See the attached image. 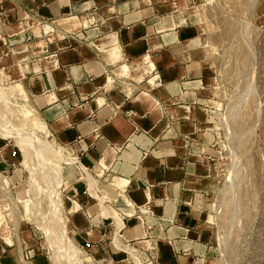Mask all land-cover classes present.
Returning a JSON list of instances; mask_svg holds the SVG:
<instances>
[{
	"label": "crops",
	"instance_id": "obj_1",
	"mask_svg": "<svg viewBox=\"0 0 264 264\" xmlns=\"http://www.w3.org/2000/svg\"><path fill=\"white\" fill-rule=\"evenodd\" d=\"M160 10L157 0H0V60L5 63L21 60L23 65L27 52L32 57L31 38L21 42L15 37L22 33L23 38L26 18L57 19L77 35L50 43L47 59L39 66L43 77L31 81L38 92L30 86L31 78L28 81L40 102L48 89L45 105L38 107L40 117L61 144L81 153L79 160L95 175V168L104 169L96 188L116 195L117 189L104 182L101 187L100 180L127 178L125 190L136 206L135 215L159 230L153 234L141 220L123 214L116 200L101 202L98 189L75 187L73 196L81 204L70 214L75 239L106 264L127 263L119 234L141 253L142 264H198L204 253L208 255L211 242L202 215L205 204L198 201L202 189L196 183L211 172L205 161L213 159L214 142L211 132L200 127L207 123L209 110L189 105L197 93L187 88L201 87L202 48L190 44L196 35L193 29ZM113 47L121 50V60H111L101 51ZM146 55L153 63L141 67L144 63H138ZM123 61L130 63L131 72H126L129 65ZM32 66L37 67L35 62ZM129 85L135 89L132 95L124 90ZM99 97L106 102L100 104ZM174 98L184 101L170 106L168 117L164 105ZM2 143L0 153L6 146ZM96 205L99 211L92 212ZM102 215L113 220L115 250L104 244L108 229L101 224ZM118 222H124L121 231ZM0 234V264H46L36 254L25 258L30 249L25 239L18 244V234L12 242L7 240L12 235L8 229L0 226ZM153 243L158 245V258L148 263Z\"/></svg>",
	"mask_w": 264,
	"mask_h": 264
},
{
	"label": "rangeland",
	"instance_id": "obj_2",
	"mask_svg": "<svg viewBox=\"0 0 264 264\" xmlns=\"http://www.w3.org/2000/svg\"><path fill=\"white\" fill-rule=\"evenodd\" d=\"M157 1L161 14L193 29L196 35L190 44L202 48L204 59L201 87L187 86L197 93L195 100L188 104L209 110L207 123L200 127L211 132L214 142L213 159L205 161L211 166V172L199 177L196 183L202 189L198 191V201L205 204L204 224L211 231L208 255L204 253L198 264H264V0ZM56 20L26 18L23 38L22 33L15 37L21 42L31 38L32 57L30 52L23 53V65L21 60L16 61L17 57L14 64L0 60V140L6 145L0 156L7 161L0 159V168L5 171L0 170V212L5 218L0 226L12 234L8 241L12 242L18 234V244L26 240L30 258L36 254L46 264H99L96 260L106 264L107 260L89 254L78 245L70 215L81 209L77 196H73L75 187L85 184L89 189L91 185L96 188L104 169L95 168V175L64 159L68 151L57 146V139L51 140L52 130L38 110L45 105L48 89L43 90L40 102L29 87L30 84L38 92L31 81L43 77L39 66L47 59L50 43L77 36ZM33 62L38 70L32 66ZM123 62L129 65L126 72H131L130 63ZM151 63L150 57L141 67ZM111 87L113 82L108 86ZM124 90L129 95L135 91L130 85ZM172 100L164 105L168 117L170 106L184 101ZM25 107L34 110L43 124L29 121L22 113ZM75 155L79 159L81 153L76 151ZM112 179L102 178L101 187L104 182V186L117 189V194L96 188L100 198L112 203L116 200L126 216L137 213L126 190L119 189ZM124 194L129 206L133 204L132 213L125 212V203H119V196ZM93 211L98 212L99 205ZM130 218L140 221L138 215ZM101 219L105 221L101 224L108 229L104 244L115 250L113 220L104 215ZM123 224L118 222L120 231ZM150 229L158 234L155 226ZM133 246L140 249L138 244ZM122 252L127 258L126 264H134L129 254ZM130 254L140 262L134 252Z\"/></svg>",
	"mask_w": 264,
	"mask_h": 264
},
{
	"label": "bare ground",
	"instance_id": "obj_3",
	"mask_svg": "<svg viewBox=\"0 0 264 264\" xmlns=\"http://www.w3.org/2000/svg\"><path fill=\"white\" fill-rule=\"evenodd\" d=\"M102 51L104 52V54L105 55H107V56H109L110 57V59L111 60H113V59H119L120 58V52H119V48L117 49V47H113V48H109V49H102ZM149 56L148 55H146L145 57H144V59H143V61H140L138 64L139 65H141V64H143V63H145V62H147V61H149ZM54 60H55V62H58L57 61V59L56 58H54ZM153 66H154V64H153ZM24 90V89H23ZM21 91V90H20ZM25 92V91H24ZM98 99V101H99V103L100 104H103L104 103V101H105V99L103 98V97H99V98H97ZM22 113H23V115H25V117L30 121H32L33 123H36V124H40V122L42 123V119L34 112V110H32L31 108H29V107H25L24 109H23V111H22ZM38 124V125H39ZM43 124V123H42ZM41 124V125H42ZM37 125V126H38ZM39 127V126H38ZM42 127H43V125H42ZM40 128H41V126H40ZM50 129V128H49ZM51 131V130H50ZM50 138L51 137H53V138H51V140H56V138L54 137V133L52 132L51 133V136H49ZM213 137V136H212ZM56 142H57V146H59V147H63V148H65L67 151H68V155L66 156V157H64V159H67V162L69 161H71V162H75L76 163V165L78 166V168L80 169V168H82V170H84L85 172H90V169H89V167L88 166H86V165H84L78 158H77V156L75 155V150L72 148V147H68V146H65V145H62L58 140H56ZM63 156V155H62ZM238 156V155H237ZM238 163L240 162V160H239V158H236L235 159ZM233 161V160H232ZM233 163H234V161H233ZM237 164V163H236ZM239 166H241L240 165V163H239ZM238 168V167H237ZM239 169V168H238ZM240 170V169H239ZM241 171V170H240ZM84 173H82V171H81V175H82V178L84 177V175H83ZM112 181L116 184V185H118L120 188L119 189H122L123 191L125 190V188H126V185H127V183H128V179H126V178H123V177H119V176H115L113 179H112ZM115 186V185H114ZM117 186V187H118ZM93 186L91 185L90 186V190L93 192L94 190H93ZM115 196V195H114ZM120 197H122V198H120ZM98 198L100 199V201H102V202H112V201H105V200H103V199H101L100 198V195L98 196ZM20 199V198H19ZM119 203H125V207H123V209L125 210V212L127 211L128 213H132L133 212V209L131 208V206L133 205V204H131V206H129V201H128V198L125 196V194L124 195H121V196H119ZM22 201V200H21ZM28 200H24V202H27ZM23 202V201H22ZM75 202V201H74ZM74 202L72 203V205L71 206H73L74 205ZM61 203V202H60ZM64 204V203H63ZM62 204V205H63ZM76 204V203H75ZM126 205H128V206H126ZM60 206H61V204H60ZM78 206V205H77ZM122 207V206H121ZM64 208V207H63ZM71 208V207H70ZM74 208V207H73ZM61 210H63L62 209V207H61ZM123 210V211H124ZM136 214V213H135ZM134 214V215H135ZM134 215H132V216H134ZM132 216H130V217H132ZM4 214L3 213H1L0 212V225H2V223L4 222ZM143 219V218H142ZM8 238H10V237H7V239ZM118 242H120L121 243V245H122V250H124V251H126L128 254H129V256H130V258L133 260V262H134V264H142V260H140V262L136 259V258H134V256H133V254L131 255L130 254V251L131 252H134L135 254H136V256L135 257H139L140 258V252L139 251H135V250H133L132 249V247H130V242H128V241H126L125 240V238H124V236L122 235V234H119V237H118ZM158 247V245H157V243H153L152 245H151V253L153 254V251H154V249H156ZM154 255H156V252L154 251ZM224 255V254H223ZM141 259V258H140ZM147 261H149L148 263H154L152 260L150 261L149 259H148V257H147Z\"/></svg>",
	"mask_w": 264,
	"mask_h": 264
},
{
	"label": "built area",
	"instance_id": "obj_4",
	"mask_svg": "<svg viewBox=\"0 0 264 264\" xmlns=\"http://www.w3.org/2000/svg\"><path fill=\"white\" fill-rule=\"evenodd\" d=\"M140 218V220H141V222H142V224L144 225V226H146L147 227V229H149V228H151L150 226H148V224H147V222L144 220V219H142L141 217H139ZM146 229V230H147ZM158 249V247L156 248V249H154V251L156 252V250ZM147 253V252H146ZM149 254V255H148ZM147 255H148V259L150 260V259H153V261H154V259H156V255H154V254H152L151 253V251H148V253H147ZM31 255H30V253L28 254H25V258L27 259V260H30L31 258ZM151 261V260H150Z\"/></svg>",
	"mask_w": 264,
	"mask_h": 264
}]
</instances>
